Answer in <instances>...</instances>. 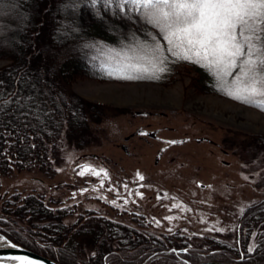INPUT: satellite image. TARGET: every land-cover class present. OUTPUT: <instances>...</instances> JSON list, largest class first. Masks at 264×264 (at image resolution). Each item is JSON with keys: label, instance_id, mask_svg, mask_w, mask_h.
I'll return each mask as SVG.
<instances>
[{"label": "rangeland", "instance_id": "obj_1", "mask_svg": "<svg viewBox=\"0 0 264 264\" xmlns=\"http://www.w3.org/2000/svg\"><path fill=\"white\" fill-rule=\"evenodd\" d=\"M42 25L43 59L56 65L62 55L43 41L53 25L50 10ZM8 62L0 58V66ZM195 74L181 63L169 83L75 79L71 89L103 104L106 114L89 120L82 143L70 138L64 124L46 167L0 173V195L43 194L51 206L74 209L63 217L66 223L95 209L144 232L169 234L172 246L207 249L217 240L235 244L245 236L252 249L255 228L241 215L264 197V111L215 90L200 92ZM5 216L30 236L31 222ZM88 242L82 240L87 250Z\"/></svg>", "mask_w": 264, "mask_h": 264}, {"label": "trees", "instance_id": "obj_2", "mask_svg": "<svg viewBox=\"0 0 264 264\" xmlns=\"http://www.w3.org/2000/svg\"><path fill=\"white\" fill-rule=\"evenodd\" d=\"M46 1L5 0V7L0 10V58L9 59L0 66V92L5 95L15 93L8 97L13 103L0 109L2 174L13 169L46 167L51 143L64 124L70 138L82 143L86 140L89 120L98 122L106 114L103 104L85 99L73 91L70 84L85 76L98 80L124 79L109 77L102 70L101 65L109 62L107 47H84L85 43L102 41L108 47L119 49L132 44L134 36L144 40L146 33L155 34V30L135 16L128 19L113 15L111 10L106 11L103 7L97 16L84 3L75 10L63 11L66 0H54L49 6ZM49 10L53 25L49 28L48 38L43 41H50L62 55L55 67L43 59L40 48L44 14ZM161 43L167 47L162 38ZM172 60L169 56L170 70L161 73L159 79L140 80L169 83L174 66L182 63L196 71L192 82L200 92L215 90L222 93L214 87L213 78L202 67ZM17 100L19 103L15 102ZM262 138L264 145V136ZM0 198V235L63 264H184L186 259L193 262L218 259L231 264L264 262V197L253 201L241 215L242 223L255 228L257 237L252 251H248L244 236L235 244L217 240L210 248H191L189 253L178 254L165 250L174 244L169 234L144 232L101 215L95 209L66 223L63 217L74 209L66 205L51 206L43 194L17 191L8 197L1 194ZM8 214L31 222L30 236L23 235L20 232L23 227L5 216ZM82 240L90 241L88 250L83 247ZM80 252L86 257H79Z\"/></svg>", "mask_w": 264, "mask_h": 264}, {"label": "snow or ice", "instance_id": "obj_3", "mask_svg": "<svg viewBox=\"0 0 264 264\" xmlns=\"http://www.w3.org/2000/svg\"><path fill=\"white\" fill-rule=\"evenodd\" d=\"M81 3L89 5L94 15L99 16L103 7L113 15L135 16L155 30V34L146 33L144 40L134 36L132 44L119 49L102 41L85 43L84 47L108 48L109 62L101 68L109 77L159 79L161 73L170 70L171 56L172 62L205 69L214 87L229 98L264 110V0H66L62 10H75ZM4 7L5 0H0V10ZM14 95L0 92V109L11 105L8 97ZM87 170L94 176L107 175L103 169ZM0 243L17 247L4 237ZM9 259L17 264H42L20 256Z\"/></svg>", "mask_w": 264, "mask_h": 264}, {"label": "water", "instance_id": "obj_4", "mask_svg": "<svg viewBox=\"0 0 264 264\" xmlns=\"http://www.w3.org/2000/svg\"><path fill=\"white\" fill-rule=\"evenodd\" d=\"M4 237L5 241L6 242H9L11 244H15L17 245V247L15 248H12V247H8L6 243H0V264H17L16 261L14 260H11L9 259V257H12V256H20V257H25V258H30L34 261H37V262H42V264H63L61 263L60 261H57L51 257H48V256H45L35 250H32V249H29L21 244H17L15 242H13L12 240L8 239L7 237L3 236ZM187 250L188 251V248L187 247H174V246H171L167 249H165L166 251H174L176 253L178 252H186L184 250ZM188 261V264H230L226 261H223V260H215V259H211V260H200L199 262H193L191 260H187ZM104 264H107V263H104ZM143 264V263H141ZM233 264V263H232ZM261 264H264L261 263Z\"/></svg>", "mask_w": 264, "mask_h": 264}, {"label": "bare ground", "instance_id": "obj_5", "mask_svg": "<svg viewBox=\"0 0 264 264\" xmlns=\"http://www.w3.org/2000/svg\"><path fill=\"white\" fill-rule=\"evenodd\" d=\"M3 235V234H2ZM2 235H0V237H2ZM3 236H5V235H3ZM5 237H7V236H5ZM8 238V237H7ZM9 239V238H8ZM11 240V239H10ZM14 242V241H13ZM16 243V242H15ZM17 244H19V243H17ZM22 245V244H21ZM24 246V245H23ZM26 247V246H25ZM27 248H29V247H27ZM29 249H31V248H29ZM33 250V249H32ZM231 264V263H230Z\"/></svg>", "mask_w": 264, "mask_h": 264}, {"label": "flooded vegetation", "instance_id": "obj_6", "mask_svg": "<svg viewBox=\"0 0 264 264\" xmlns=\"http://www.w3.org/2000/svg\"><path fill=\"white\" fill-rule=\"evenodd\" d=\"M190 250H191V247H189L188 251L183 252V253H189ZM186 260H188V259H186ZM215 260H218V259H215ZM220 261H221V260H220ZM198 262H199V261H198Z\"/></svg>", "mask_w": 264, "mask_h": 264}]
</instances>
